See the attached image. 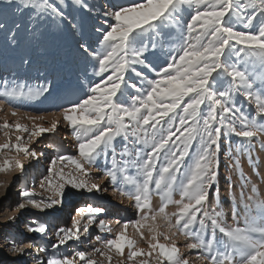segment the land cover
Returning <instances> with one entry per match:
<instances>
[{"label": "snow or ice", "instance_id": "1", "mask_svg": "<svg viewBox=\"0 0 264 264\" xmlns=\"http://www.w3.org/2000/svg\"><path fill=\"white\" fill-rule=\"evenodd\" d=\"M64 2L0 0V30L6 28L9 10L26 9L34 16L67 21L79 31L80 26L65 15ZM73 2L88 8L83 0ZM102 15L108 18L104 21L107 27L94 26L98 33L95 43L85 39L78 44L79 54L91 67L93 77L99 79L88 78L85 72L86 81L69 85V95H80L66 98L60 111L77 141L78 156H60L51 161L48 176L41 183L50 195L37 200L34 192L25 189L21 192L24 202L18 207L23 209L27 204L41 211L51 209L62 202L65 184L89 193L100 192L99 184L83 177L90 175L89 168L98 159L110 155L112 166L105 176L114 191L134 200L139 215L121 224L115 238L104 242V251L94 249L108 264H112L110 252L124 256L125 248L130 250L127 258L131 261L144 257L138 264H189L175 236L190 241L186 247L200 250L197 259L207 264H264V200L259 199L256 185L245 194L251 180L241 164V157L246 156L249 166L259 175V161L253 157V150L257 142L264 150V0H138L102 7ZM15 36L16 32H11L13 44ZM54 91L52 82L17 84L11 88L5 85L2 95L8 99H34ZM237 96L253 105L254 112L243 111ZM3 107L4 100H0V110ZM10 111L13 116L18 114ZM28 119L42 121L46 117L29 115ZM58 123L55 120L47 128L33 124L30 130L19 122L11 125L4 121L0 131L9 137V143L0 145V155L14 150L25 157H36L35 151L24 146V137L16 136L17 142L12 144L9 133L28 132L27 142H31L33 137L56 131ZM233 136L237 138L234 143ZM118 138L124 142L119 153ZM222 139L232 145L228 156L243 182L242 225L240 205L233 210L236 226L226 223L224 212L217 210L219 203L208 205L213 186L218 183ZM194 144L195 150L191 151ZM65 161L74 170L65 174L61 167L57 172V164ZM13 167L24 172L19 159L14 164L5 159L0 172ZM177 194L179 199H175ZM153 195L160 197L158 210L152 208ZM230 200L236 204L234 194H230ZM170 205L177 209L171 214L166 211ZM103 211L91 205L79 207L76 213L80 219L73 220L72 228L58 229V243L53 248L78 241L81 231L87 232L88 225L95 223ZM82 219L86 220L83 228ZM130 224L141 240L146 239L143 229L147 228L151 237L147 251L128 238ZM98 226L102 231H112L104 219L98 221ZM162 227L166 232L161 231ZM47 228V224L34 221L29 231L45 234ZM161 237L171 243H160ZM11 250L21 257L26 254L14 239ZM78 261L97 264L83 251L72 257L51 258L47 264Z\"/></svg>", "mask_w": 264, "mask_h": 264}, {"label": "rangeland", "instance_id": "2", "mask_svg": "<svg viewBox=\"0 0 264 264\" xmlns=\"http://www.w3.org/2000/svg\"><path fill=\"white\" fill-rule=\"evenodd\" d=\"M53 2H57V0H53ZM83 2L88 5V8H83L76 4L78 9L75 10L74 7L76 6L73 0H65L63 4L65 15L72 23L80 26L79 31L74 30L67 21L57 22L45 15L34 16L31 10L26 9H21L19 12L9 10L8 14L10 16L5 18L6 28L0 30V100H4L3 110H0V124L4 123V121H7L11 125L19 122L32 130L33 124H40L47 128L51 126L53 121L59 120L56 131L33 137L31 142H27L28 132L13 130L9 133L12 144L17 142L16 136H22L25 140L24 146H27L31 151H35L37 155L42 156L44 152L47 154L44 158L39 159L36 165L35 162L37 160H35V157H25L23 153L17 154L14 150H5L4 154L0 155V164H3L5 159L12 160L13 164L15 159H19L25 164V167L30 168V171L25 173L24 178L20 175L21 171L15 167L11 171L0 172V264L36 263L35 261L32 262V258L29 257L33 253L31 252V248L28 250V241L20 239V227L24 231L25 228L33 226L34 221H38L47 224L49 228V225L54 221V217L60 215V227L56 228V231L60 228H72L73 220L80 219L79 216L78 218L76 216V210L79 207H86L88 205L103 208L104 211L97 216L95 223L88 225L87 232L81 231L78 241H69L59 248H53V245L58 243V238L53 239L55 241L51 244L48 243L49 240L47 243L41 241L42 239L47 240L49 236H44L45 238L42 239H33L35 243L39 244L38 248L41 246L40 242L43 244L41 247L45 251V255L41 256L43 264H47V261L51 258L72 257L78 251L88 254V258L95 259L97 264H108L107 259L99 253L94 252V249L99 247L104 251V242L115 238L118 231H120L122 223L138 219L139 214L134 207V200L128 199L127 196H121L118 192L114 191L110 179L105 176L106 171L112 166V158L109 155L98 159L89 168L90 175L83 177L89 183L99 184L101 187L100 192L94 190L89 193L84 189H74L70 184H65L64 196L60 204L55 205L51 209H44L45 213L43 214L42 211L38 213L37 208L33 207L35 213L24 212L23 219L25 221L22 222L23 219L20 220L22 223H18L20 225L18 229H16L14 224L20 213L23 212L18 207L20 203L24 202L21 192L25 189L32 191L35 193L37 200L48 197L50 193L41 188V183L48 176L51 161L60 156H78L77 141L72 134V129L63 121L60 115L61 108L66 103L63 93L67 91L69 85L76 86L79 81H86L85 72L88 73V78L99 79V77H93L91 67L79 54V42L87 39L94 44L98 35L94 31V26L99 27L103 25V27H107L104 21L108 18L102 15V7L128 5L138 2V0H83ZM255 23L253 30H255ZM16 24H20L21 27L17 29L15 27ZM13 31L16 32L15 44L10 39L11 32ZM149 58L154 63H159L155 56H150ZM149 75L151 74L149 73ZM132 79H135V77ZM46 82H52L55 87V91L51 95H44L34 99H8L2 95L5 85L11 88L17 84L36 86ZM237 102L243 111L248 113L254 112V106L246 101L243 96H237ZM10 110H15L18 114L13 116ZM29 115H43L46 119L33 121L28 119ZM231 139L233 143L237 140L234 136ZM5 143H9V137H6L3 131H0V145ZM123 143L121 139H117V153L123 147ZM195 147L194 144L191 151H194ZM230 147L232 145L222 139L218 183L213 186V191L209 195L208 205L214 206L219 203L220 208L217 210L224 212L226 223L236 226V222L232 216L233 210L237 205H240V223L241 225L243 224L240 188L243 182L239 179L237 171L232 167V160L228 156V149ZM190 157L186 158V162ZM253 157L258 158L259 161L258 176L254 173V169L249 166L247 157H241L244 173L251 180V183L245 189V194L250 193L252 186L256 185L259 189V199L264 200V150L259 148L258 142L256 148L253 150ZM26 161L28 162L27 164L25 163ZM61 167H63L65 174L74 170L73 166L67 161L64 164H57V172ZM33 176L36 180L35 188H33L32 184ZM104 189H107V191ZM217 192L219 193L218 197L216 195ZM230 194L236 196V204L231 202ZM71 195L78 196L79 198L72 201ZM179 198L177 194L175 199ZM160 206V197L153 195L152 208L158 210ZM176 210V207L173 205H170L166 209L169 214ZM100 219L106 221L107 225L112 229L111 232L102 231L99 228L98 221ZM116 221H120L121 223L117 224ZM85 222L86 220H81V228H83ZM157 222L163 223L160 220ZM148 223H151V221ZM161 231L166 232V229L162 227ZM143 232L146 237L145 240H141L135 227L130 224L126 234L128 238L137 242L138 248H143L147 251V240H150L151 237L147 228L143 229ZM25 233H30L29 229H26ZM41 235L35 233L34 237L40 238L42 237ZM217 238H220V234H217ZM13 239L16 242V246L24 249L25 255L28 256L27 261L18 252L11 250ZM173 239L179 247L182 256L189 259V264H207V261L197 259V256L201 255L200 250H190L186 247V244L190 241L186 240L184 236H175ZM160 243L170 244L171 241L164 240L161 237ZM41 249L39 254L42 252ZM129 251V249L125 248L124 256L117 255L115 251L110 252L112 264H138L139 260L144 259V257H138L136 261L129 260L127 258ZM153 255L155 257V253ZM78 264H83V261H78Z\"/></svg>", "mask_w": 264, "mask_h": 264}, {"label": "bare ground", "instance_id": "3", "mask_svg": "<svg viewBox=\"0 0 264 264\" xmlns=\"http://www.w3.org/2000/svg\"><path fill=\"white\" fill-rule=\"evenodd\" d=\"M75 6H76V4H74ZM74 9L75 10H77L78 9V7L76 6V7H74ZM7 16H10V14H8ZM60 25V24H59ZM28 38V37H27ZM33 38V37H32ZM16 48V47H15ZM39 60V59H38ZM46 61V60H45ZM65 68V67H64ZM69 70V69H68ZM52 73V72H51ZM136 79V78H135ZM134 79V80H135ZM60 88V87H59ZM65 89V88H64ZM62 90V89H61ZM63 91V90H62ZM64 94V97L65 98H67V99H75V98H77V96L80 94V93H75V94H73V95H69V93L67 92V91H65V93H63ZM51 97V96H50ZM66 101V100H65ZM54 106V105H53ZM48 150V149H47ZM46 154L47 153H42V156H40V155H37L36 157H35V160H37L36 162H35V165L37 164V162H38V160L39 159H41V158H44L45 156H46ZM26 164L28 163L27 161L25 162ZM33 165V164H32ZM42 165V164H41ZM40 165V166H41ZM29 172L30 171V168L29 167H25V164H24V172H21V177L22 178H24L25 177V173L26 172ZM19 175V176H20ZM33 183V188H35L36 187V180H35V177L33 176V181H32ZM70 198H71V200L72 201H75V200H77V198H79L78 196H75V195H71L70 196ZM67 205V204H66ZM26 209V210H25ZM27 209H30V210H28L27 211ZM37 211H38V213L41 211L40 209H36ZM63 210H64V208H63ZM21 211H23V212H21L20 213V215H19V217H18V219L16 220V222L14 223L15 224V226H16V229H18L19 227H20V223H22L23 221H25L24 219H23V216H24V212H34L35 213V209L33 208V206H31V205H27L26 204V206H25V208H23V209H21ZM41 213V212H40ZM43 213H45V211L43 210L42 211V214ZM77 216V215H76ZM77 218H78V216H77ZM23 219V220H22ZM20 220H22V222H20ZM60 222H61V217H60V215H56L55 217H54V221L49 225V228H48V230H47V232H46V234H40L42 237H40V238H35L34 236H35V233H32V232H30V233H25V230L26 229H29V227H27V228H25L24 229V231H22L23 230V228L22 227H20L19 228V230H20V239H25L24 241H28V243H27V246H28V250L31 248V252L33 253L32 254V256H29V257H31L32 258V262H36L35 264H38V261H40V262H42V258H41V256H44L45 254H44V252L45 251H42L40 254H39V251H40V249H41V247H42V242H40V247L38 248V246H39V244L38 243H35V240L34 239H42V238H45L44 236H49L48 238H47V240H45V239H42L41 241H43V243H47V241L49 240V242L48 243H53L54 241H53V239H55V238H57V235H56V233H57V231H56V228H59L60 227ZM19 223V224H18ZM34 238V239H33ZM29 240H31L30 242H29ZM31 246V247H30ZM33 249V250H32ZM38 253V254H37ZM25 259H26V261H27V258H28V256H26V255H24L23 256ZM34 258H38V259H35L34 260Z\"/></svg>", "mask_w": 264, "mask_h": 264}]
</instances>
